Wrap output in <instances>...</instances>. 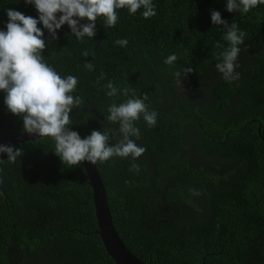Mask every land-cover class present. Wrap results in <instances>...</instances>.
I'll list each match as a JSON object with an SVG mask.
<instances>
[{"label": "trees", "instance_id": "1", "mask_svg": "<svg viewBox=\"0 0 264 264\" xmlns=\"http://www.w3.org/2000/svg\"><path fill=\"white\" fill-rule=\"evenodd\" d=\"M152 2L157 14L148 19L143 8L135 15L118 9L114 27L99 17L93 38L78 39L65 24L52 39L38 24L44 62L78 80L72 95L82 104L70 126L81 138L111 130L109 143H118L119 125L106 119L113 102L146 93L145 104L157 113L153 127L142 116L136 122V143L147 149L141 157L95 164L113 228L143 264H264V4L230 13L227 0ZM7 9L39 18L25 0H0V30L6 31ZM213 10L246 34L239 79L231 82L215 67L230 45L224 26L211 20ZM170 55L177 57L173 65L164 62ZM188 67L193 72L184 78ZM109 81L117 96H107ZM125 88L135 97L124 96ZM5 95L0 91V138L24 133ZM11 146L23 154L11 163L0 153V264H115L96 233L81 164L65 165L51 138Z\"/></svg>", "mask_w": 264, "mask_h": 264}, {"label": "clouds", "instance_id": "2", "mask_svg": "<svg viewBox=\"0 0 264 264\" xmlns=\"http://www.w3.org/2000/svg\"><path fill=\"white\" fill-rule=\"evenodd\" d=\"M25 3L35 6L39 18L7 9L9 19L6 31L0 30V91L6 93L4 103L9 112L22 118L24 132L41 139L54 140L55 155L69 168L78 167L85 161L95 165L114 157H131L133 160L141 157L147 149L136 143L141 135L136 122L142 116L149 127L157 123V113L149 111L144 102L148 95L145 93L143 99L129 98L119 105L113 102L108 108L107 121L119 125L118 131L122 138L118 143H109L111 130H93L86 138H81L70 126V114L82 104L79 96L72 95L78 80L72 75L62 78L44 62L43 52L47 44L45 33L38 24L42 23L43 29L52 39L59 38L57 30L65 24L78 39L82 40L85 36L93 38L97 34V19L103 17L107 27H114L118 22V9L126 8L135 15L143 8L142 16L145 19L155 16L157 13L152 0H25ZM261 4H264V0H227L226 8L230 13H248ZM211 20L214 25L224 26V39L230 45L216 57L219 62L215 67L225 81L237 80L240 74L236 71L239 67L236 61L241 51L239 46L244 43L246 34L235 23L229 25L219 11L211 12ZM115 43L124 47L128 41L118 39ZM83 55L87 57L89 54L85 51ZM176 60L175 55H170L164 62L173 65ZM85 67L94 70L92 63H86ZM191 72L193 68H185L184 78ZM173 75L180 83L181 72L176 71ZM105 87L109 89L106 93L109 97L117 96L120 91L111 81ZM130 92L135 97V90L123 89L124 96ZM0 153H6L7 160L15 163L23 150L11 145H0ZM132 169L137 172L140 170L136 164L132 165ZM193 195L200 193L193 190Z\"/></svg>", "mask_w": 264, "mask_h": 264}, {"label": "water", "instance_id": "3", "mask_svg": "<svg viewBox=\"0 0 264 264\" xmlns=\"http://www.w3.org/2000/svg\"><path fill=\"white\" fill-rule=\"evenodd\" d=\"M39 138L36 135L22 133L10 138H0V145L21 144ZM87 177L88 184L92 188V200L94 205L97 231L106 254L115 264H143L137 260L125 247L113 228L110 213L106 202V194L100 176L95 165L85 161L81 163Z\"/></svg>", "mask_w": 264, "mask_h": 264}]
</instances>
